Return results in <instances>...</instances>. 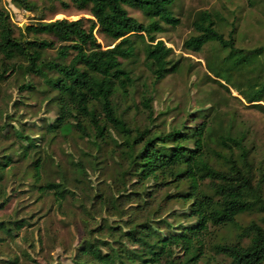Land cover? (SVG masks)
Listing matches in <instances>:
<instances>
[{"label": "trees", "instance_id": "trees-1", "mask_svg": "<svg viewBox=\"0 0 264 264\" xmlns=\"http://www.w3.org/2000/svg\"><path fill=\"white\" fill-rule=\"evenodd\" d=\"M55 1L69 5L65 0H52L53 6ZM69 2L80 11H88L90 17L50 21L42 17L24 29L13 21L0 0V81L21 75L42 80L43 92L48 93V101L57 107L58 114L48 124V133L68 135L76 131L101 152L104 144L116 141L114 131L123 139L117 146L121 148L120 164L125 163L116 180L125 186L116 189L127 191L129 176L136 179L132 182L135 190L133 194H121L120 198L103 194L101 200L102 204H113L121 217L130 210V216L123 220L124 226L106 223L90 234L106 227L117 238L115 241L125 240L138 248H115L108 240L85 238L78 247L76 264H264V166L261 162L256 164L245 133L235 132L233 122L224 124L218 118L219 110L213 112L214 106L195 112L190 118L193 124L182 121L167 132H154L150 125L132 126L115 102L119 93L128 95L135 84L132 71L124 61L136 57L139 45L143 44L145 61L155 82L179 69L180 62L171 58L173 48L157 36L165 31L166 25L180 24L174 12L176 0ZM13 3L28 11L37 8L30 0H13ZM128 8L140 10L148 21H140ZM219 21V14L199 11L193 21L196 33L185 41L184 47L200 52L210 43L218 44L227 54L220 55L218 63L208 64L212 79L229 91L234 88L252 105L263 107L260 102H264V81L259 79L264 77V45L238 47L236 28L226 35L219 28ZM96 29L114 44L104 47ZM51 49L56 51L52 59L48 54ZM241 71L250 74L255 71V76L251 74L245 82V89L236 78V72ZM143 85L141 103L151 124L155 121L153 95L147 90L148 85ZM35 87L32 79L22 85L26 90ZM9 125H12L9 121L0 125V137L11 132ZM25 129L24 125L13 128V135L20 143L17 154L25 160L32 156L28 167H32L35 180L40 181L42 162L36 157L39 143ZM7 152L9 148L0 152V179L15 166L13 154ZM99 163L95 162V166ZM182 183H187L186 189L164 193L162 200L186 205L187 213H173V216L193 221L180 223V230L163 235L153 226V221H161L154 220L161 214L160 193ZM36 186L38 190L55 189V200L60 207L66 193H71L63 181ZM131 195L138 203L127 208L126 200ZM245 213H256L258 219L239 224L238 217ZM138 214L145 218L138 220ZM26 225H29L26 220L1 221L0 232L14 238L13 231ZM226 227L235 231V235L213 239L207 251V235L211 230ZM175 248L181 249L182 254L176 255ZM216 256L219 258L215 259ZM8 261L17 264L18 257Z\"/></svg>", "mask_w": 264, "mask_h": 264}, {"label": "rangeland", "instance_id": "rangeland-1", "mask_svg": "<svg viewBox=\"0 0 264 264\" xmlns=\"http://www.w3.org/2000/svg\"><path fill=\"white\" fill-rule=\"evenodd\" d=\"M30 1L37 4L35 11L19 8L13 0H3V6L11 14L13 21L21 27H27L42 17H45L46 21L90 17L88 11L76 9L69 0H65L69 5L55 1L54 6L52 0ZM128 9L130 14L140 21H148L140 10ZM201 10L219 14V28L226 35L233 27L236 28L238 47L253 48L264 45V0H176L174 12L181 20L180 24L166 25L165 31L157 36L173 48L171 58L180 62L179 69L155 82L145 61L143 44L139 45L136 57L131 61H124L126 67L132 71L135 84L130 88L128 95H117L115 102L119 112L132 126L144 128L150 125L154 132H167L182 121L193 124L190 118L195 112L214 106L213 112L219 110L218 118H221L224 124L233 122L236 126L235 132L245 133V141L252 149L256 164L261 162L264 166V106L252 105L234 88L231 87L229 91L212 79L208 64L218 63V57L227 54L218 44L210 43L200 52L184 47L185 41L196 33L193 21ZM95 33L104 47L114 44L111 38L97 29ZM48 54L51 59L55 57V49L49 50ZM253 73L255 76V71ZM236 74L245 89V82L251 74L246 71ZM29 79L33 80L36 89L22 88L24 82ZM259 81H264V77L261 76ZM143 84L148 85L147 90L153 95L155 121L151 124L141 103V95L145 90ZM43 90L44 84L37 77L8 76L6 80L0 81V125L6 121L12 124L9 125L11 132L0 137V150L9 148L7 153L13 154L15 160L14 168L6 170L0 179V222L26 220L29 223L21 230H14V238L0 232V264H12L8 260L15 257H18L17 264H76L78 247L83 239L90 237L108 240L115 248H138L125 240L115 241L117 238L112 236L106 227L90 234L92 230L106 223L124 226V221L130 216V210L126 216L121 217L120 211L115 209L113 204H102L101 200L103 194L120 198L121 194H133L135 190L132 182L136 179L129 176L126 179L128 190L116 189V186H125L116 180L118 171L125 163L120 164L121 148L117 146L123 139L114 131L113 137L116 141L104 144L101 152L87 138H81L80 133L76 131L68 135L48 133V124L53 122L58 114L57 107L48 101V93ZM260 103L264 105V102ZM23 125L26 132L39 143V153L36 157H40L42 162L40 181L35 180L32 167H28L32 156L25 160L17 154L20 152V143L13 135V128H22ZM95 162L101 163L95 166ZM78 163L80 165H77ZM81 169H85L84 173L80 172ZM62 181L71 193H66L67 197L61 207L55 200V189L38 190L36 186ZM150 184L152 183L148 182V185ZM186 188L187 183H182L168 187L160 193L158 201L163 207L159 205L161 214L153 218L161 221H153V226L163 235L170 230H180V223L189 224L193 221L173 216V213H187L186 205L162 200L164 193L172 194ZM133 198L134 195H131V198L126 200L127 208L138 203ZM137 217L138 220L145 218L140 214ZM255 219H258L256 213H245L238 217V222L246 225ZM235 233L229 227L211 230L206 237L207 251L213 239ZM107 249L103 247V250ZM174 252L176 255L182 254L179 248H175Z\"/></svg>", "mask_w": 264, "mask_h": 264}, {"label": "water", "instance_id": "water-1", "mask_svg": "<svg viewBox=\"0 0 264 264\" xmlns=\"http://www.w3.org/2000/svg\"><path fill=\"white\" fill-rule=\"evenodd\" d=\"M24 27V29L26 28V26H23Z\"/></svg>", "mask_w": 264, "mask_h": 264}]
</instances>
